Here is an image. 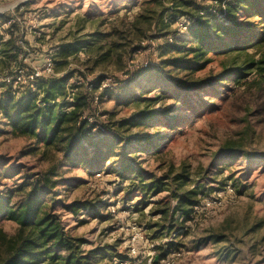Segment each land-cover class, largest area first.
Listing matches in <instances>:
<instances>
[{
    "label": "rangeland",
    "instance_id": "1",
    "mask_svg": "<svg viewBox=\"0 0 264 264\" xmlns=\"http://www.w3.org/2000/svg\"><path fill=\"white\" fill-rule=\"evenodd\" d=\"M162 1L166 9L160 18L166 28L157 17L162 5L155 0H25V10L16 8L23 55H18L5 71V65L0 63V84L13 88L4 81L6 76L20 68L27 74L43 69L48 59L55 67L60 44L86 38L91 44L68 58L70 66L82 71V76L68 83L77 81L82 91H91L89 83L103 77L97 91H92L89 119L98 117L122 137L156 131V127L118 128L116 123L145 108L162 110L175 105V89L157 71L170 69L162 67L168 56L162 50L166 37L180 39L187 33L177 30L174 14L179 12L167 9L168 0ZM197 1L204 7L212 3ZM246 16V12L238 10V21ZM260 18L256 15L245 21L259 22ZM11 25L0 29V44L10 38L7 31ZM258 51L264 52V45ZM209 57L211 61L195 77L221 69V57L213 53ZM185 73L172 71L170 76L179 79ZM256 77L252 73L247 81ZM248 82L238 86L226 101L213 99V93L204 94L203 100L215 101L219 109L206 108L180 130L173 132L162 126L163 132L173 134L161 156L137 154L136 162L143 170L161 176L172 167V177L187 170L193 182H202L203 192L189 219L178 211L171 226V218L164 219L157 211L165 203L175 202L169 190L145 195L137 181L134 184L117 173L115 164L121 153L128 152V140L114 145L104 169L88 168L84 163L70 165L61 160L62 153L54 147L44 148L30 136L14 131L1 113L0 157L9 161L14 175L1 179L0 190L14 187L23 181V175L54 167L58 175L54 179L59 180L58 198L64 203H89L88 208L78 212L59 206L58 213L65 229L83 239L81 249L98 251L93 264H159V245L166 247L168 243L175 246L167 256L169 264H264V90L255 86L248 89ZM16 89L21 91L23 87ZM162 89H168L167 93L158 98ZM75 92L76 87L67 96L68 102L73 101ZM182 101L179 103L183 106ZM175 114L194 116L191 110L184 109ZM228 147L246 151L257 160L252 164L240 156L218 158L217 153ZM228 185L234 189L231 196L222 203L209 204ZM194 186L191 183L185 189ZM17 228L14 221L0 217V229L8 236H13Z\"/></svg>",
    "mask_w": 264,
    "mask_h": 264
},
{
    "label": "trees",
    "instance_id": "2",
    "mask_svg": "<svg viewBox=\"0 0 264 264\" xmlns=\"http://www.w3.org/2000/svg\"><path fill=\"white\" fill-rule=\"evenodd\" d=\"M168 1L167 9L179 12L174 14V19L185 17L189 22L184 31L186 37L174 40L170 35L166 37L168 39L162 45V50L168 56L163 59L162 67L170 69L157 71L175 89L172 96L175 105L162 110L145 108L116 123L118 128L156 127V131L122 137L98 117L89 119L88 116L92 114L91 103L94 101L92 91H97L103 77H97L95 83H89L91 91H82L77 81L68 83L70 79L82 76V71L70 66L68 58L91 44L86 38L60 44L54 74L33 80L34 87L26 85L20 91L5 83L0 84V113L14 131L30 136L35 144H42L44 148L54 147L62 153L61 160L70 165L84 163L88 168L104 169V162L113 155L114 145L128 140V152L121 153L119 161H116L117 173L134 184L137 181L139 190L145 195L169 190V196L175 202L165 203L157 211L162 213L164 219L171 218L172 226L175 224L174 214L178 211L185 219L191 217L204 186L200 180L193 182L187 170L173 177L172 167H168L161 176L143 170L140 163L136 162L137 154L155 158L161 156L173 132L200 116L206 108L218 110L215 101L203 100L204 94L213 93V99L226 101L236 93L238 86L247 84V78L252 73L257 77L248 82V89L255 86L264 90V52L258 51L264 45V2L212 0L209 7H204L197 0ZM155 2L162 5L157 17L163 23L160 16L164 15L162 10L166 9L164 2ZM239 9L248 14L243 21H238ZM256 15L261 17L259 22L245 21ZM0 16L4 21L8 20L10 11ZM163 24L166 28L167 24ZM177 30H180L179 27ZM7 32L10 38L0 46V63L5 65L3 71L22 54L23 40L19 23L13 22ZM250 48L257 50L250 52ZM211 53L221 57V69L217 72L211 69L207 74L195 77L196 72L204 69L211 61ZM172 71L187 73L178 79L170 76ZM74 87L78 92L73 95V101L68 102L67 96ZM167 90L162 89L158 98L166 95ZM181 99L183 106L179 103ZM196 104H200V107ZM183 109L191 110L194 116L175 114ZM162 126L174 131L163 132ZM224 156L245 157L252 164L257 160H254V155L242 150L235 151L232 147L223 148L217 153L218 158ZM23 168L21 166V171ZM54 169L50 167L45 172L23 175V181L14 187L0 190V217L18 225L13 236H8L0 229V264H93L98 251L81 249L83 239L71 235L65 229L61 214L58 213L59 206L78 212L88 208L89 203L82 200L64 203L59 199V191L56 190L59 180L54 179L58 176ZM13 170L9 167V161L0 157V181L2 178L13 177ZM191 183L195 186L185 189ZM174 247L173 243H168L166 247L159 245L162 252L157 260L166 258Z\"/></svg>",
    "mask_w": 264,
    "mask_h": 264
},
{
    "label": "built area",
    "instance_id": "3",
    "mask_svg": "<svg viewBox=\"0 0 264 264\" xmlns=\"http://www.w3.org/2000/svg\"><path fill=\"white\" fill-rule=\"evenodd\" d=\"M3 1H8V0H3ZM223 1H226V0H223ZM10 15H11L10 18H8V20H6L2 23V26H1L2 28H7L13 22L20 21V17L17 16V12L15 11L14 8L11 9ZM180 19L181 20L178 19V27L182 32H184L187 30L189 22L185 17H182ZM30 26H31V29L34 27V25L33 26L30 25ZM22 55H23V53L21 54V56ZM44 66L45 67L43 69H35L32 71H28V74L25 72L24 69L20 68L13 75L6 76L4 78V81L7 83H12L14 87L20 89V88L26 86L27 84H30V83L33 84L32 81L39 78V77L54 74V64L51 61V59H48V61L45 63ZM100 174L101 173H97V175H100ZM233 190L234 189L230 185H228L224 189L218 191L216 193V195L214 196V199L211 200V203H209V204H212L213 202L214 203L224 202L227 196H231ZM169 263H170V258L166 257L164 259H161L159 264H169Z\"/></svg>",
    "mask_w": 264,
    "mask_h": 264
},
{
    "label": "crops",
    "instance_id": "4",
    "mask_svg": "<svg viewBox=\"0 0 264 264\" xmlns=\"http://www.w3.org/2000/svg\"><path fill=\"white\" fill-rule=\"evenodd\" d=\"M25 0H8V1H3L0 0V15H3L4 13H7L9 11H11V9H15L16 8H20V10L24 9L25 10V4H24ZM4 22V18L2 16H0V29H5L2 28V23ZM30 37H34L32 34L29 35ZM2 45V41L0 46ZM1 57V56H0Z\"/></svg>",
    "mask_w": 264,
    "mask_h": 264
}]
</instances>
